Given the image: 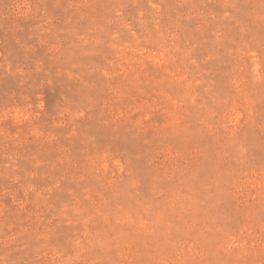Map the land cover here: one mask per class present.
I'll return each instance as SVG.
<instances>
[{
	"label": "rangeland",
	"instance_id": "374dc122",
	"mask_svg": "<svg viewBox=\"0 0 264 264\" xmlns=\"http://www.w3.org/2000/svg\"><path fill=\"white\" fill-rule=\"evenodd\" d=\"M0 264H264V0H0Z\"/></svg>",
	"mask_w": 264,
	"mask_h": 264
}]
</instances>
